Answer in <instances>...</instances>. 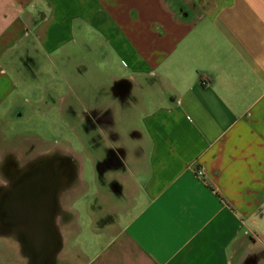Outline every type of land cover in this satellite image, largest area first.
<instances>
[{
	"label": "crops",
	"instance_id": "0c3cea01",
	"mask_svg": "<svg viewBox=\"0 0 264 264\" xmlns=\"http://www.w3.org/2000/svg\"><path fill=\"white\" fill-rule=\"evenodd\" d=\"M91 41L125 65L112 95L142 114L130 182L111 188L127 204L112 226L84 221L71 264H264V0H0V121L21 115L8 57ZM64 207L63 237L80 235ZM0 240V264H24Z\"/></svg>",
	"mask_w": 264,
	"mask_h": 264
},
{
	"label": "rangeland",
	"instance_id": "374dc122",
	"mask_svg": "<svg viewBox=\"0 0 264 264\" xmlns=\"http://www.w3.org/2000/svg\"><path fill=\"white\" fill-rule=\"evenodd\" d=\"M87 44L88 47L79 46L75 56L29 54L7 58L6 70L15 81V91L20 93L17 104L21 105V115L9 112L2 116L0 135L8 141L0 148V160L10 154L25 162L42 150L53 152L51 146H55L59 152H72L82 163L81 182L63 198L62 204L69 201L83 232L73 237L71 233L65 235L59 264L72 263L65 250L85 246L84 221L94 216L93 230L112 226L115 213L126 206V201L119 202L114 196L112 187L121 188L119 178L122 183L130 182L128 171L122 168L129 163L127 151L135 144L132 136L142 114L133 107V97L122 101L112 95L114 82L126 75L125 65L111 51L105 49L103 57L98 54L103 42ZM143 94L146 97L149 93ZM82 99L86 108L97 105L103 110L101 115L92 114L97 119L93 124L77 122L84 108ZM12 251H7L11 258Z\"/></svg>",
	"mask_w": 264,
	"mask_h": 264
},
{
	"label": "water",
	"instance_id": "95a60500",
	"mask_svg": "<svg viewBox=\"0 0 264 264\" xmlns=\"http://www.w3.org/2000/svg\"><path fill=\"white\" fill-rule=\"evenodd\" d=\"M4 162L0 160V169L8 175L3 174L5 183L0 185V239L24 264H59L64 243L60 219L67 212L66 223L72 220L62 200L81 182V160L72 152L56 151L26 162L15 158L12 170ZM48 202L54 205L52 211Z\"/></svg>",
	"mask_w": 264,
	"mask_h": 264
},
{
	"label": "flooded vegetation",
	"instance_id": "af4514ba",
	"mask_svg": "<svg viewBox=\"0 0 264 264\" xmlns=\"http://www.w3.org/2000/svg\"><path fill=\"white\" fill-rule=\"evenodd\" d=\"M118 90V89H117ZM114 93V95H118V97H120V96H123L122 95V92H119V90H118V92H113ZM71 114H72V116L73 117H76L77 116V114L73 111V110H71ZM96 118L94 117H92V120H87V118H86V115H85V111H84V108H83V111H82V115H80L79 116V118H78V120H77V122H80V121H83V122H90L91 124H93L94 123V121L96 122ZM51 148L54 150L53 152H56L59 148H57V147H55V146H51ZM52 149H50V150H52ZM62 149V148H61ZM63 150V149H62ZM63 151H65V150H63ZM52 151L50 152V151H48V150H42V151H40V152H37V154H36V156H34L33 158H29L28 160H31V159H34V158H36V157H39V156H43V155H47V154H51V153H53ZM66 152H70V151H66ZM10 155V154H9ZM8 155H6L5 157H4V165H3V167L5 166V167H8L10 170H12L13 168H14V166H16L15 164L16 163H14V159L16 158V157H14V156H12V155H10L12 158L11 159H6L5 160V158L7 157ZM27 160V161H28ZM26 162V161H25ZM106 162H108V161H106ZM126 166L124 165V167L122 168V170L125 172L126 171V168H125ZM3 170V169H2ZM2 170L0 169V185H3L4 183H5V180H4V176L5 175H8V171L6 172V169L4 170V173H5V175H3L4 173H2ZM49 198H51V197H49ZM47 208L49 209V210H51L52 211V209H54V205L52 204V203H50L49 204V202H48V205H47ZM69 218V216H68V214H67V212H64L63 213V215L61 216V219H60V223H61V225H62V227L64 226V225H66L67 223V219ZM65 227V226H64ZM259 254L260 255H264V250H260V252H259ZM63 264V263H62ZM246 264H253V260L252 259H248L247 261H246Z\"/></svg>",
	"mask_w": 264,
	"mask_h": 264
},
{
	"label": "built area",
	"instance_id": "2783aa9c",
	"mask_svg": "<svg viewBox=\"0 0 264 264\" xmlns=\"http://www.w3.org/2000/svg\"><path fill=\"white\" fill-rule=\"evenodd\" d=\"M202 174H203V173H202L201 170L197 171V175H198V176H201Z\"/></svg>",
	"mask_w": 264,
	"mask_h": 264
}]
</instances>
